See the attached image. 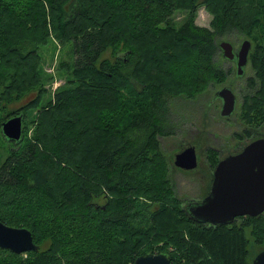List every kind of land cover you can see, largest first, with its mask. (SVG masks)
<instances>
[{"label": "trees", "instance_id": "obj_1", "mask_svg": "<svg viewBox=\"0 0 264 264\" xmlns=\"http://www.w3.org/2000/svg\"><path fill=\"white\" fill-rule=\"evenodd\" d=\"M179 5L189 18L175 27ZM201 6L210 29L196 25ZM236 31L256 44L249 60L260 82H249L247 126L233 135L244 146L264 137V0H0V139L3 124L23 116L22 141L9 142L17 149L0 164V221L29 230L39 246L26 257L0 249V264H134L147 254L172 264H252L251 247L264 250V214L225 226L193 220L194 202L177 196L160 141L172 135V100L225 82L217 39ZM51 35L66 48L71 77L29 121ZM32 93L34 102L14 108ZM215 153L212 168L223 159ZM159 241L179 255L151 249Z\"/></svg>", "mask_w": 264, "mask_h": 264}, {"label": "rangeland", "instance_id": "obj_2", "mask_svg": "<svg viewBox=\"0 0 264 264\" xmlns=\"http://www.w3.org/2000/svg\"><path fill=\"white\" fill-rule=\"evenodd\" d=\"M180 8L184 7L179 5V9ZM153 9L155 10V8ZM197 9L195 19L196 25L210 29L213 16L209 13L205 6H201ZM247 9L256 10L255 6L252 5L248 6ZM188 18L189 11L186 9H180L172 16L170 21L172 22V25L179 27L182 26ZM159 27L161 29H166L169 26H166L165 23H163ZM246 40L251 41V39H248L246 34H243L241 31H236L230 35L219 37L217 39V45L219 46L222 42H230L234 48L239 51L241 44ZM47 43L48 44L46 46L40 49V53L43 57L42 70L45 76L44 89L40 96V103L30 111L31 114L28 119L29 121L38 116L42 108H44L48 102L54 98L59 89L67 85L68 78L71 77V74L65 71L64 63L67 59H69L66 48H63L62 45L56 41V38L53 35L50 36ZM251 43L253 52L256 49V44L252 41ZM153 50H155L154 44H150L145 49L146 57L144 61L149 60L150 56L153 52H155ZM106 57L110 61L114 60L112 52H108ZM215 64L218 69H221L223 73H225V75H223L226 77L225 82L223 81L221 83H217L213 80L208 83L206 87L201 88L206 89L207 91L203 93L200 91L199 94H197L198 96L196 95L195 98H178L172 100L171 109L173 111L169 116V122L173 125L172 135L160 138L162 148L166 153L170 164L171 180L174 184V188L176 189L180 199L188 202H198L200 197L203 199L208 193V188H206L207 190L205 189V184L203 182V175L205 169L207 168L205 153H203L204 150L209 147L216 148L217 150L221 149L224 151L222 156L225 158L228 154L234 152L238 145L243 147V145L239 144L238 140H236L233 135L235 133H241L247 126L242 119V105L245 97H248V95L251 94L252 89L249 88V82L252 81L254 84V81L256 80V86L260 87L257 70L253 68L251 60H249L245 70V75H243L242 78L236 77V64L225 59L221 50L215 57ZM223 88H231L237 97L235 111L228 118H223L221 116L223 101L221 98H217L216 96V94H218V92ZM37 97L35 93H32L26 96V98L21 102L14 105V108L18 109L29 102H34ZM251 104L253 105V103ZM34 128L35 125L30 127L28 132L29 137L32 136ZM261 130L264 132V123L261 126ZM1 134L2 138L0 139V144L3 147V150L0 164L6 157V150L10 151L12 149H17L14 144L7 141L3 132ZM245 142L250 143L248 140H245ZM183 146L184 148L192 147L196 150L198 155V165L202 168V171H198V169L191 172H182L177 170L174 165L175 155L181 151ZM215 154H213L214 159L216 158ZM211 160L212 157H209L208 163ZM61 167L66 169V166L64 165ZM67 170L69 171V168H67ZM55 172L57 174L59 173L57 170ZM72 176L75 177L76 174H72ZM73 179L75 180V178ZM197 197L198 200L194 201ZM161 248L166 249L174 257L179 255V252L174 246L165 245L162 241L154 242L151 246V249L154 250ZM258 252L259 250L252 246L251 259H253ZM26 254H23V256Z\"/></svg>", "mask_w": 264, "mask_h": 264}, {"label": "water", "instance_id": "obj_3", "mask_svg": "<svg viewBox=\"0 0 264 264\" xmlns=\"http://www.w3.org/2000/svg\"><path fill=\"white\" fill-rule=\"evenodd\" d=\"M223 57L234 61L237 78L245 75L252 43L244 41L237 53L230 42L219 45ZM217 98L223 106L221 116L230 117L236 108L237 97L231 88H223ZM2 132L8 142L19 144L23 136V116H16L3 124ZM174 165L185 171L198 166L197 153L192 147L181 149L175 155ZM187 213L198 223L225 226L240 217H258L264 214V137L255 140L240 153L222 159L215 168L209 194L201 201L188 205ZM0 249L15 255L39 251L32 233L25 228H14L0 221ZM134 264H172L166 254H147ZM252 264H264V250L252 260Z\"/></svg>", "mask_w": 264, "mask_h": 264}, {"label": "flooded vegetation", "instance_id": "obj_4", "mask_svg": "<svg viewBox=\"0 0 264 264\" xmlns=\"http://www.w3.org/2000/svg\"><path fill=\"white\" fill-rule=\"evenodd\" d=\"M235 49V48H234ZM238 51L235 49V53H237ZM231 63H234L235 64V62L234 61H230ZM257 133H260V132H257ZM263 138V137H262ZM258 139H261V138H258ZM257 140V139H256ZM248 145V143H246L243 147H246ZM243 147H241L240 145H238L237 146V148H236V150L234 151V152H231V154H233V153H235V154H237V153H240L241 151H242V149H243ZM215 151V152H219L218 154H219V156L221 157V158H223V156H222V153L224 152L223 150H217L216 148H207V149H205L204 150V152L203 153H205V158H206V163H207V168L205 169V172H204V175H203V182H204V184H205V189L206 188H208V190H207V195L209 194V192H210V190H211V187H212V184H213V180H214V171H215V168H212L211 166H210V163H208V161H209V151ZM197 153V152H196ZM230 154H228V156H229ZM231 156V155H230ZM226 158V157H225ZM197 160H198V155H197ZM218 165V164H217ZM177 168V167H176ZM201 167L198 165L197 166V168H195V169H193V170H190V171H185V170H182V169H180V168H177V170L178 171H182V172H191V171H195L196 169H198V171H202V168L200 169ZM173 183V182H172ZM175 189V188H174ZM175 192H176V194H177V196L179 197V195H178V193H177V191H176V189H175ZM180 198V197H179ZM182 200V199H181ZM198 200V197L196 198V200H194V201H197ZM200 200H202L201 199V197H200ZM199 200V201H200ZM185 201V200H184ZM186 202V201H185ZM188 202V201H187Z\"/></svg>", "mask_w": 264, "mask_h": 264}]
</instances>
